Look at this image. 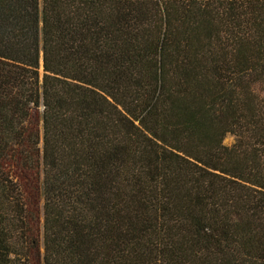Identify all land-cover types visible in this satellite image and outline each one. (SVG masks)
<instances>
[{
  "label": "trees",
  "instance_id": "1",
  "mask_svg": "<svg viewBox=\"0 0 264 264\" xmlns=\"http://www.w3.org/2000/svg\"><path fill=\"white\" fill-rule=\"evenodd\" d=\"M0 264H264V0H0Z\"/></svg>",
  "mask_w": 264,
  "mask_h": 264
},
{
  "label": "rangeland",
  "instance_id": "2",
  "mask_svg": "<svg viewBox=\"0 0 264 264\" xmlns=\"http://www.w3.org/2000/svg\"><path fill=\"white\" fill-rule=\"evenodd\" d=\"M232 142H233V137L232 136L228 135V136L225 137V139H224V143L225 144L229 145Z\"/></svg>",
  "mask_w": 264,
  "mask_h": 264
}]
</instances>
